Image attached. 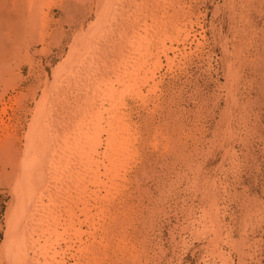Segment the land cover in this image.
Listing matches in <instances>:
<instances>
[{"label": "rangeland", "instance_id": "obj_1", "mask_svg": "<svg viewBox=\"0 0 264 264\" xmlns=\"http://www.w3.org/2000/svg\"><path fill=\"white\" fill-rule=\"evenodd\" d=\"M106 2L0 0V259L16 205L13 154L26 151L37 114L67 119L85 75L119 62L120 36L90 28ZM178 2L190 31L182 57L171 69L162 58L148 106L125 99L140 143L109 212L118 224L108 233L125 243L108 251L114 264H264V0ZM55 69L64 89L53 93Z\"/></svg>", "mask_w": 264, "mask_h": 264}, {"label": "bare ground", "instance_id": "obj_2", "mask_svg": "<svg viewBox=\"0 0 264 264\" xmlns=\"http://www.w3.org/2000/svg\"><path fill=\"white\" fill-rule=\"evenodd\" d=\"M178 1L128 0L136 25L124 21L126 0L104 3L90 28L100 37L120 36L119 47L114 44L119 62L106 59L97 72L85 75L87 94L78 90L84 98L67 119L58 112L50 117L45 107L40 110L26 151L13 154L19 166L13 177L16 205L0 264H114L109 247L125 241L108 233L107 227L118 222L109 212L123 197L122 184L140 143L125 99L148 106L149 97L159 90L156 73L163 67L162 58L171 69L176 57H182L177 46L189 39L190 31L180 21L183 8ZM169 7L176 14L166 17ZM82 49L86 56L94 50L90 44ZM58 71L46 73L53 93L64 89L56 83ZM58 125L62 135H53ZM97 231L106 235L100 242L94 237Z\"/></svg>", "mask_w": 264, "mask_h": 264}]
</instances>
